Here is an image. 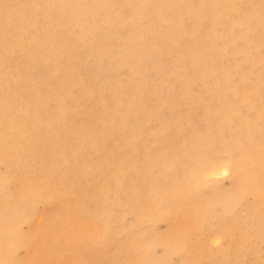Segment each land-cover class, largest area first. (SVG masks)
<instances>
[{
  "label": "rangeland",
  "instance_id": "obj_1",
  "mask_svg": "<svg viewBox=\"0 0 264 264\" xmlns=\"http://www.w3.org/2000/svg\"><path fill=\"white\" fill-rule=\"evenodd\" d=\"M160 1H114L104 11L120 21L122 33L133 35L131 44H146L148 51L161 55L160 62L150 60L146 66L161 76L160 85L164 89L177 93V88L187 81L192 61L201 60L194 52L182 49L189 48L197 40L187 24L191 20L199 23L200 32L206 31L210 23L202 18L207 15L210 19V11L179 2L181 17H175L172 25L167 21L168 16L150 11ZM243 3L244 0H234L232 8L236 18L249 8V4L243 8ZM130 10L134 11L132 19ZM169 25H172V32L161 42H148L151 35L157 36L162 27ZM217 30L227 33L226 27ZM249 32H255V40L264 39L260 28ZM212 38L218 41L217 51L229 52L236 59L222 55L215 60L208 70L210 80L232 64L244 65L249 56L241 55L239 47L235 50V44L233 47L227 36ZM258 49L262 55L264 42L255 51ZM44 62L49 79L56 82L53 63L48 59ZM248 77L252 80L230 88L225 95L242 98L244 108H236L234 117L242 115L249 122L260 121L254 134H245L241 127L233 124L226 125L227 129L223 130L231 134L199 129L210 137L192 134L189 128L180 127V131L174 133L176 142L172 144L171 135L162 130L154 136L160 138L163 134L161 138L166 144L150 158L141 154L136 165L120 146H116L112 148L115 156L103 158L98 166L96 149L100 150L101 143L108 139L90 135L87 139L90 143L85 142L82 134L73 129V138L70 134L67 138L76 140L71 147L77 152L76 158H81L73 159L68 151V160L57 166L45 164L44 156L39 159L38 178L30 180V197L19 216L0 230V264H264V203L253 191L256 181L264 175V88L260 101L247 99L264 85V58L251 67ZM23 80L12 70L0 78V86L12 93L15 84L23 85ZM208 96L214 100L226 97L213 90L207 92ZM164 110L169 108L160 112ZM77 116V120L86 121L81 113ZM163 123L165 128L177 125L175 120L169 119ZM183 138L192 146H200L201 151L182 154V147L186 146L178 145V140L183 142ZM117 139H120L118 135ZM77 148L82 149L80 153ZM53 150L51 143L45 152ZM227 151L233 152L232 160L237 158L228 173L193 182V178H199V171H206L211 163L221 164ZM187 154L191 156L186 157ZM155 159L159 163L151 162ZM4 170V165L0 164V172ZM16 177L28 180L30 172L18 171ZM232 180L234 190L230 189L227 195L224 191H228ZM22 182L17 180L10 184L9 192L21 188Z\"/></svg>",
  "mask_w": 264,
  "mask_h": 264
},
{
  "label": "bare ground",
  "instance_id": "obj_2",
  "mask_svg": "<svg viewBox=\"0 0 264 264\" xmlns=\"http://www.w3.org/2000/svg\"><path fill=\"white\" fill-rule=\"evenodd\" d=\"M114 1L125 0H0V78L15 70L24 79L23 85L15 84L12 93L5 92L0 86V164L5 168L4 173L0 172L1 231L19 216L30 197V180L38 178L36 171L42 156L45 164L52 166L66 162L68 151L73 159L81 158H76L77 152L71 147L76 141L72 139L73 129L82 134L84 141H88L90 135L108 139L101 143L100 150L96 149L97 165L100 166L103 158L115 156L112 148L116 146H120L136 165L141 154L150 158L166 144L161 138L163 134L161 139L154 136L162 130L171 135L169 139L174 144V133L179 132L180 127L207 137L210 135L204 131L231 134L223 131L228 124L241 127L245 134H254L259 127L258 119L249 122L242 115L234 117L236 108H244L242 98L225 94L238 84L244 85L247 79L252 80L247 78L251 67L264 58V52L261 55L260 49L255 51L264 39L255 40V32H249L260 28L264 37V0H244L243 8L246 4L249 8L239 18L235 17L232 8L234 0H161L150 9L157 15L163 14L162 17L168 16L167 21L172 25L175 17H181L179 2L210 11V19L207 15L202 18H207L210 23L206 31L200 32L199 23L191 20L187 24V29L196 34L197 40L189 48L182 49L194 52L203 64L201 60L192 61L187 81L182 82L177 93L164 89L160 85L163 82L161 76L146 66L150 60L160 62L161 55L148 51L146 44H131L133 35L122 33L120 21L104 11ZM129 13L131 18L134 11ZM172 25L162 27L161 33L151 35L148 42H161L172 32ZM218 27H226L227 33L225 30L218 32ZM225 36L233 47L235 44V50L239 47L241 55L249 56L244 65L232 64L231 68L210 80L208 70L213 62L222 55L231 56L229 52L217 51L218 41L212 38ZM231 57L236 59L233 54ZM46 59L53 63L56 82L49 79L43 68ZM263 88L264 85L247 99L260 101ZM212 90L226 97L220 100L206 97ZM165 107L169 110L160 112ZM78 113L86 121L77 120ZM168 119L175 120L176 127L165 128L163 122ZM68 134L72 138H67ZM51 143L54 150L46 153ZM189 143L186 138L183 142L178 140V145L186 146L182 147V154L201 151L200 146ZM77 149L78 153L82 150ZM227 154L221 164L211 163L206 171H199V178H193V182L228 173L237 158L232 160L233 152L227 151ZM152 161L159 163L157 159ZM18 171L30 172V179H18ZM17 180L23 181L22 187L9 192L8 186ZM234 185L232 180L230 188L224 192L228 195ZM253 191L264 203V175L256 181Z\"/></svg>",
  "mask_w": 264,
  "mask_h": 264
}]
</instances>
